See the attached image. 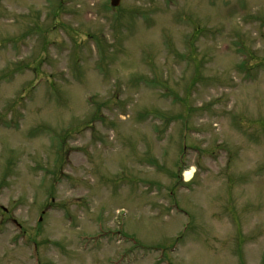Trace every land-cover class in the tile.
<instances>
[{
    "label": "rangeland",
    "instance_id": "374dc122",
    "mask_svg": "<svg viewBox=\"0 0 264 264\" xmlns=\"http://www.w3.org/2000/svg\"><path fill=\"white\" fill-rule=\"evenodd\" d=\"M261 254L264 0H0V264Z\"/></svg>",
    "mask_w": 264,
    "mask_h": 264
},
{
    "label": "bare ground",
    "instance_id": "6f19581e",
    "mask_svg": "<svg viewBox=\"0 0 264 264\" xmlns=\"http://www.w3.org/2000/svg\"><path fill=\"white\" fill-rule=\"evenodd\" d=\"M191 175H192V169L191 170H185L184 171V176H186V178L191 177Z\"/></svg>",
    "mask_w": 264,
    "mask_h": 264
},
{
    "label": "water",
    "instance_id": "95a60500",
    "mask_svg": "<svg viewBox=\"0 0 264 264\" xmlns=\"http://www.w3.org/2000/svg\"><path fill=\"white\" fill-rule=\"evenodd\" d=\"M120 0H110L112 6H117Z\"/></svg>",
    "mask_w": 264,
    "mask_h": 264
},
{
    "label": "flooded vegetation",
    "instance_id": "af4514ba",
    "mask_svg": "<svg viewBox=\"0 0 264 264\" xmlns=\"http://www.w3.org/2000/svg\"><path fill=\"white\" fill-rule=\"evenodd\" d=\"M256 264H264V258H261Z\"/></svg>",
    "mask_w": 264,
    "mask_h": 264
}]
</instances>
